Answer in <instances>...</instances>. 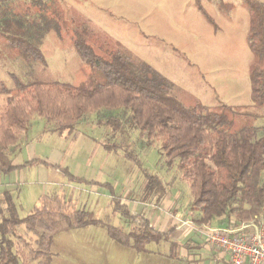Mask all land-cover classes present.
Here are the masks:
<instances>
[{
  "label": "trees",
  "instance_id": "1",
  "mask_svg": "<svg viewBox=\"0 0 264 264\" xmlns=\"http://www.w3.org/2000/svg\"><path fill=\"white\" fill-rule=\"evenodd\" d=\"M240 1L250 14L247 41L254 55L250 70L251 106L264 109V3ZM18 2L0 0V35L25 60L46 66V57L38 46L46 27L37 31L41 26L30 18L38 15L29 14L30 7L25 13L17 10ZM36 2L32 4L38 6L39 15L48 10L60 16L56 0ZM196 5L216 28L201 0H196ZM219 6L227 14L222 0ZM55 24L60 26L51 16L48 28L52 30ZM115 46V50L102 55L82 32L76 31L73 47L91 67L87 78L77 86L62 82L25 83L11 75L14 87L10 89L0 80V101L5 100L0 103V173L10 175L19 169L44 165L60 171L68 180L105 188L110 192L113 212L134 228L125 232L110 221L96 218L93 211L65 191L42 194L32 212L20 217L6 193L9 214L0 220V264H22L20 253H24L16 248L14 238L22 241L18 231L23 226L39 235L36 247L26 246L29 257L40 264L52 263L55 236L72 229L101 225L112 240L140 253H148L150 242L169 240L175 230L164 233L156 229L145 212H133L124 197L115 194L111 183L86 180L73 175L67 167L43 159L14 164L11 151L22 134L29 132L34 116L45 119L54 127L52 131L71 135L80 122L99 110H123V119L111 115L105 122L111 128V136L133 131L145 148L159 144L164 166L175 167L191 190L189 208L194 223L210 226L212 221L224 218L232 223L230 227L236 228L258 218L264 221V128L247 123L236 128L239 118L256 115L246 107L224 104L214 107L199 102L186 106L171 95L173 83L167 77L149 63L136 59L121 43ZM102 147L108 153L124 151L125 157L135 164L145 179L143 204L159 205L163 201L168 192L165 182L145 168L138 155L117 142H104Z\"/></svg>",
  "mask_w": 264,
  "mask_h": 264
},
{
  "label": "rangeland",
  "instance_id": "2",
  "mask_svg": "<svg viewBox=\"0 0 264 264\" xmlns=\"http://www.w3.org/2000/svg\"><path fill=\"white\" fill-rule=\"evenodd\" d=\"M32 1L37 3V0H19L15 6L22 13L30 7L28 13L38 15L30 18L41 26V29L36 28L37 31L46 27L45 35L40 37L39 45L36 44L46 57L47 65L25 60L0 35V80L8 88L14 87L11 75L25 83L79 85L91 72V67L73 47L76 31H80L102 55L115 50L116 43H121L136 59L149 63L167 77L173 83L171 95L186 106L201 102L214 107L222 104L246 107L256 116L239 118L236 128L246 123L264 128V109L251 106L250 70L254 55L247 41L250 14L240 0H223L227 14L219 6L221 0H203L216 28L198 9L195 0H56L60 16L58 12L52 15L48 10L39 15L38 6ZM259 1L264 3V0ZM51 16L60 23L52 30L48 28ZM4 102V99L0 101ZM110 112L102 109L91 114L71 135L52 131L54 127L45 119L34 116L29 132L22 134L11 151L14 164L32 159L59 164L75 176L111 183L115 194L122 195L124 202L129 201L133 206L141 197L145 179L135 164L125 157L124 151L108 153L101 147L104 142L121 143L140 157L145 168L163 179L167 189L180 198L177 204L190 213V208L186 207L190 202L186 201L192 199L191 190L175 167L167 169L164 166L159 144L145 148L138 133L133 131L111 136V128L105 122L111 115L123 119L124 114L123 110ZM48 170L44 165L26 168L28 180L34 183L32 186L25 184L23 188L26 191L30 187V195L24 194V190L21 196L17 190L9 193L20 217L32 212L43 192L65 191L87 210L93 211L96 218L110 221L125 232L134 228L113 212L105 188L66 178L62 183L49 185V181L45 183ZM4 196L0 194V220L9 214ZM149 206L152 209V205ZM164 208L162 205L161 210ZM18 236L22 241L14 240L16 248L24 253H20L22 264H40L29 257L26 246H37L38 233L23 226ZM163 244L150 242L147 249L155 254L140 253L112 240L103 226L91 225L57 234L51 264H172L164 260L169 258V253ZM162 253L164 257L159 256Z\"/></svg>",
  "mask_w": 264,
  "mask_h": 264
},
{
  "label": "crops",
  "instance_id": "3",
  "mask_svg": "<svg viewBox=\"0 0 264 264\" xmlns=\"http://www.w3.org/2000/svg\"><path fill=\"white\" fill-rule=\"evenodd\" d=\"M201 3L202 7L206 11L203 0H201ZM25 169L26 168L19 169L11 173L10 175H4L0 173V194L4 195L6 193H10L17 190L21 196L22 190H24L23 185L26 184L28 186H32L31 184L34 182L31 183L30 180H28V173L24 171ZM64 178L65 176L60 171L53 168H49V170L47 171V178L45 180V183L47 181H49V185L62 183L65 180ZM26 192L30 195V187H28L26 191L24 190V194ZM107 192L110 196V192ZM141 193L142 188L140 194ZM43 194L46 193L43 192ZM41 195L42 194H40L38 198ZM179 199L180 198L172 194L171 190H168L165 198L159 205L149 204L152 205V209L150 206L149 208L148 205L143 204L141 197L138 201L136 200L135 204H133L131 200L133 206L128 203L129 201L127 202V205L131 208L133 212H145V214L151 220L152 225L159 231L169 233L170 231H173V229H175L172 235L170 236L169 240L162 239L159 241L160 243H164L163 247L164 249L167 248V252L169 253V258L166 259L165 257L164 260H168L171 263L173 262L172 264H232L229 253L223 252L215 247H212L208 243L207 233L203 228H201L202 225H198L192 221V213H189L186 210L187 208H183V205L177 204V202H179ZM191 200L186 201V203H191ZM17 201H19V199ZM190 203L187 204L189 205ZM162 205L165 207L164 210H161ZM186 207L189 206L186 205ZM231 224L226 219L221 218L212 221L210 226H207L213 228H232L230 227ZM148 253L154 252L148 251ZM162 254L163 255H156L164 257L165 254Z\"/></svg>",
  "mask_w": 264,
  "mask_h": 264
},
{
  "label": "built area",
  "instance_id": "4",
  "mask_svg": "<svg viewBox=\"0 0 264 264\" xmlns=\"http://www.w3.org/2000/svg\"><path fill=\"white\" fill-rule=\"evenodd\" d=\"M190 224V223H184ZM207 241L230 255L232 264H264V221L260 218L237 228L202 225Z\"/></svg>",
  "mask_w": 264,
  "mask_h": 264
}]
</instances>
